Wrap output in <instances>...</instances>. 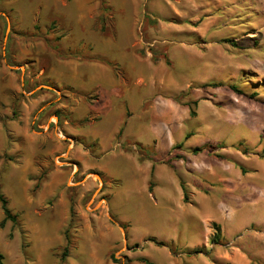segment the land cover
I'll list each match as a JSON object with an SVG mask.
<instances>
[{
	"label": "rangeland",
	"instance_id": "374dc122",
	"mask_svg": "<svg viewBox=\"0 0 264 264\" xmlns=\"http://www.w3.org/2000/svg\"><path fill=\"white\" fill-rule=\"evenodd\" d=\"M0 257L264 264V0H0Z\"/></svg>",
	"mask_w": 264,
	"mask_h": 264
},
{
	"label": "trees",
	"instance_id": "16d2710c",
	"mask_svg": "<svg viewBox=\"0 0 264 264\" xmlns=\"http://www.w3.org/2000/svg\"><path fill=\"white\" fill-rule=\"evenodd\" d=\"M104 8H107L105 3L103 4ZM202 149H197L196 152H199L201 151ZM246 151H248V149L246 148ZM185 199H187V197H185ZM1 203H2V209H3V212H4V220L2 221V226L7 222V221H12L14 223H17L18 222V217L16 215H14L12 213V211L9 209L8 207V201L6 199H4L3 197H1ZM216 226V234L214 236V239H213V242L216 243V244H219L221 242V231H220V227L218 225H215ZM156 243L158 245H164V243H161V242H158L156 241ZM64 257H67L68 256V250L65 251ZM1 258V257H0ZM144 262H147L146 260H144ZM0 264L1 261H0ZM150 264V263H148Z\"/></svg>",
	"mask_w": 264,
	"mask_h": 264
},
{
	"label": "crops",
	"instance_id": "0c3cea01",
	"mask_svg": "<svg viewBox=\"0 0 264 264\" xmlns=\"http://www.w3.org/2000/svg\"><path fill=\"white\" fill-rule=\"evenodd\" d=\"M97 95H101V96H100L101 99H97L98 101H96V102H97V103H95L96 105H97V104H101L102 102L105 103L104 100H106V101H107V104H109V103H110V99H111L113 93H112L111 90L106 89L104 86L101 85V86H99V90H98ZM93 103H94V102H93ZM95 104H94V105H95ZM101 106H102V107L106 106V103H105V104H102ZM95 108H96V107H93V108H92L94 113H95ZM98 109H99V108H98ZM93 112H92V113H93ZM84 118H85V117H84ZM101 118H102L101 114H100V113H97V114H93V117H91L90 120H91L92 122H94V121H99ZM82 119H83V118H82ZM122 134H123V131L120 132V135H122ZM83 137H84V139H85L86 136L83 135ZM92 139H93L94 141H97V142H98V138L95 137V135L93 136ZM141 147H142V146H141ZM164 161H165V160H164Z\"/></svg>",
	"mask_w": 264,
	"mask_h": 264
}]
</instances>
